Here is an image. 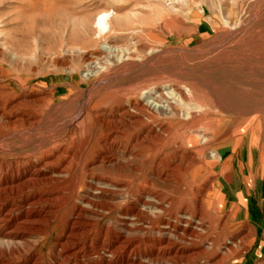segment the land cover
<instances>
[{"label": "rangeland", "instance_id": "rangeland-1", "mask_svg": "<svg viewBox=\"0 0 264 264\" xmlns=\"http://www.w3.org/2000/svg\"><path fill=\"white\" fill-rule=\"evenodd\" d=\"M190 1L203 7L199 20L189 17L188 5L171 15L169 25L173 34L169 43L176 49L185 46V51L176 50L170 61L164 57L158 66L140 69L134 74L137 78L133 75L112 81L91 98L90 104L100 103L107 106L102 109H109L115 99L127 93L126 83L133 78L163 79L168 68L175 86L187 93L175 105L178 117L157 115V122L150 124L156 133L139 145H134L133 138L143 132L145 125L129 123L124 130L117 129V140L110 147V154L123 162L124 169L106 170L93 169L91 160L102 152L100 144L112 125H98L93 114L98 111L87 108L83 117L73 122L77 125L76 132L65 127L80 107L83 92L91 85L81 78L78 68L81 61L71 48L73 45L87 48L92 44V24L86 30L81 27L85 20L93 23L100 10L130 13L132 24L128 25V31H136L140 42H146L148 29L143 22L163 18L162 3L0 0V89L6 85L13 87L22 95L18 101L27 102L23 107L31 113L38 105L28 102L53 93V101L44 109V115L32 125L20 122L8 125L0 121V148L4 149L0 150V167L9 162L24 165L27 159L34 162L42 157L36 151L50 143L69 150L64 159L67 169L60 178L41 183L40 179L32 178L33 188L28 185L23 189L24 184L13 183L0 191L4 202L18 207L24 203L33 205L43 193L47 197L44 200L49 201L39 203L37 208L45 211L47 205L53 204L61 210L56 222L44 223L36 236H28V241L37 244L25 251L24 262L38 254L39 264H52L55 250L59 249L57 244L69 246L70 241L63 242L71 213L76 206L88 204L93 192H97L94 190L101 188L110 192L98 191L94 195L96 204L90 207V219L84 217L87 224L82 225L77 235L82 252L76 254L72 264L98 263L88 252L97 251L101 242L108 247L106 253L98 250L104 256L114 249L126 251L131 239L138 235L134 231L137 219L130 213L134 200L141 207L136 198L147 201L152 193L156 197L154 204L168 210L167 215H152L155 224L163 228L165 220L171 223L172 249L159 251L160 262L183 264L179 258L187 257L191 261L188 264H207L205 256L193 255L208 243L209 237L224 244L243 239L241 246L235 248L238 257H232L226 264H234L236 259L240 264H264V0ZM197 24L198 32L193 33ZM59 60H63V65L54 66ZM72 67L75 72L71 73ZM186 115L190 118L184 120ZM111 117L108 114L109 120ZM115 131L112 129V133ZM10 149L14 150L12 154L5 152ZM218 154L221 157L218 161L211 157ZM191 158L196 162H190ZM153 162L160 165L158 180L152 172ZM88 168L92 169L91 174L87 173ZM41 173L49 174L46 179L55 174L50 170ZM6 182L2 180L1 184ZM240 193L241 202L237 198ZM145 207L148 208L145 212H150L151 206ZM142 217L145 227L148 218ZM182 217L189 219L190 224L184 226ZM78 222L81 224L82 219ZM148 238L161 240L160 235ZM147 253L148 250H136L133 254L141 256L140 260L130 258L121 264H139L137 260L146 264ZM18 263L19 260L12 264Z\"/></svg>", "mask_w": 264, "mask_h": 264}, {"label": "bare ground", "instance_id": "bare-ground-1", "mask_svg": "<svg viewBox=\"0 0 264 264\" xmlns=\"http://www.w3.org/2000/svg\"><path fill=\"white\" fill-rule=\"evenodd\" d=\"M119 1L120 0H113L115 3ZM155 1H160L162 3L165 9V15L161 19L154 18L152 21H149L148 19L144 20L143 24L145 25L146 30L148 29V31L145 32V37L148 41L141 43L139 40L140 37L138 38L136 31H128V25L132 24L128 15L130 13L127 14L113 10H100L95 15V21H93V23H90L89 20H85L81 27L86 30L87 26L92 24V44L87 48H82L79 45H73L71 48V52L76 53L80 58L81 64H79L78 68H81V78L84 79V81H90L91 85L83 92L81 96L83 101L80 107L65 123L66 129L76 132L77 125L73 122L78 118H82L83 113H85L86 109L89 108L98 111V113H93L98 125L105 127L107 125H112L111 128L114 131L116 130L115 133H112V129L111 132L108 130L106 131V139L100 144V150L102 152L100 155L98 154L95 157H92L91 161L93 169H124L123 162L118 161L112 156L113 154H110V147L113 146L117 140V135H115L117 133V129L119 130L123 127L124 130V125L129 123L133 125H145L143 127V132L136 134L133 138L134 145H139L150 134L156 133L155 130L151 128L150 124H155L157 122V115L166 113L169 114L171 118L178 117L175 105L178 102V99H184V94H187L184 88L181 89L179 86H175V81L169 73V68L166 70L167 75L163 79L159 78L160 80L157 78L144 79L142 77L134 79L137 78L134 74H136L140 69L151 68L155 65L158 66L157 64L160 63L162 58L166 57L169 60L171 54L176 50H186L185 46L176 49L169 43V38L173 35L169 29V25L172 21L171 15L180 12L181 7H188V5L189 17L199 20L200 14L204 12L201 3L194 4L190 0ZM198 28L197 24V26L193 29V33H197ZM53 65L62 66L63 60H59L57 62L55 61ZM70 72H75V67H72ZM133 75L135 77L132 82L126 83V85H128L125 86V91H127V93L122 97L115 99L113 104L109 105V109H102L107 106H102L100 103L90 104L91 98L94 97L98 89L102 87L105 88L109 85V83H112V81H116L119 78L123 80L127 76ZM3 88L6 90H3ZM52 96L53 93L51 92L42 98H37L28 102L32 104L37 103L38 105V108L31 113L23 107V105H27V102L24 103L22 100L18 101L19 97H22V95L17 93L13 87L6 85V87L4 86L0 89V98L3 99H0V121L3 120L8 125L15 122H20L25 126L32 125L37 120H40V117L44 115V109L50 104V102L53 101ZM108 114L112 116V120L107 118ZM188 118H190V116H184V120ZM159 127L160 125L157 126V128ZM12 129H16V127H12ZM51 145L52 144L50 143L48 147L38 149L36 152H39V156L42 157L34 160V162H30V160L27 159L25 160L24 165L16 162H9L7 165L1 166L0 191L4 188V186L6 187V185H12L13 183L24 184L23 189H26L28 185H31L30 181L32 178L40 179L39 183L60 178L62 176L61 173L65 170V168L67 169V165L64 166V159L66 160L69 150L64 147L58 148L56 145ZM0 150L4 151L3 148H0ZM13 151L14 150L12 149L5 150L8 154H12ZM129 156H132L131 151ZM211 157L216 161L221 159L219 154ZM189 160L192 163L196 162V159L194 158ZM159 169V163L153 162L152 172L155 173L156 180L159 178ZM45 170H50L55 172V174L46 179L49 174L46 175L41 173ZM91 171L92 169H87L88 174H91ZM2 180H6L8 182L1 184ZM106 182L107 184H110L108 179ZM31 186L33 188L34 185ZM104 187H107V185H104ZM11 191L12 193H17L15 190ZM94 191L97 192H93V196L91 195V199L88 200V204L76 206L71 213L72 217L70 225L66 229V237L63 242L64 244H67L68 241H70L69 246H62L60 243L57 244L59 249L55 250V257L52 258V264H72L71 260L76 257L77 253L79 254V252H82L80 244L78 243L79 240L77 239V235L79 231L83 229L82 225L87 224V222L83 220L84 217L90 219V207L96 204L93 202L94 195H97L98 191L100 193L110 192L109 189L106 190L101 188H96ZM45 198L47 197L41 193L33 205L32 203H24V205L19 207L12 205V203L4 202L3 199L0 198V229H4L6 231L5 233L0 232V264H12L17 260H19L18 264H21L22 261L24 262L25 251H29V248L32 247V245L34 246L37 244L36 241L33 243L28 241V236H36L40 232L44 223L48 225L56 222V215L61 211L59 206L57 207L53 204L47 205V210L45 211L37 208L39 203L49 201L48 199L44 200ZM136 201L141 204V207L135 205L134 200L133 207L130 209V213H133V219H137L136 223H138L134 225V231L138 235L145 234V239L141 238L140 235H137V237L131 239L132 241L130 240L131 242L129 243V247L126 251L123 252V250L114 249L112 252H109L108 256H104L102 253L98 252L100 249H102L103 252L108 248L104 246L103 242L99 243L97 251L89 250L88 252V255H92V257L94 256L98 261L96 264H121L130 258L133 259V261L136 259L140 260L141 256H138L137 258V256L133 254L136 250H142L145 252L148 250L146 264H166L165 262L167 261L160 262L158 260V255L160 250L167 251L170 248L172 249V242L169 236L171 223L169 220H165L163 222V228H158V225L155 224V220H153V216H156L159 213L167 215L168 210L162 206L160 207L154 204V201H156L154 193H152V195L149 194L147 197L148 203L147 201H142L139 197L136 198ZM146 205L151 206V210L148 213L145 212V209H148L145 207ZM103 208L106 209V207ZM234 215L235 211L233 212V216ZM142 216L148 218V225L145 227L142 226V223L145 220ZM81 219L82 223L80 224L78 221ZM124 219L129 220L126 218ZM181 219L184 226H187L189 219L185 217H182ZM192 225L194 228H197V223ZM218 226L222 227L221 225ZM154 235H160L161 240L155 238L154 241L152 238H148L153 237ZM179 239L181 241L183 240L182 237H179ZM206 239L208 243L204 244L203 248L193 256H205L207 264L208 262L209 264H226L232 257L235 256V258H237L238 255H235V248L241 246L240 244L243 240L232 239L228 240L224 244L223 242H219L218 238L207 237ZM159 245L162 246L158 247ZM104 253H106V251H104ZM139 260H137L138 263L142 264ZM40 261V255H31L28 262H24L23 264H39ZM179 262L188 264L191 261H189L187 257H180ZM90 264L95 263L91 262ZM195 264L202 263L196 262ZM234 264H240V260H234Z\"/></svg>", "mask_w": 264, "mask_h": 264}, {"label": "crops", "instance_id": "crops-1", "mask_svg": "<svg viewBox=\"0 0 264 264\" xmlns=\"http://www.w3.org/2000/svg\"><path fill=\"white\" fill-rule=\"evenodd\" d=\"M257 176V175H256ZM243 197V194L242 193H240L238 196H237V198H238V201H240L241 202V200H239V198H242ZM243 201V200H242ZM244 203V202H243ZM241 204L242 206H244V204ZM250 206H251V202H250ZM248 210H249V208H248Z\"/></svg>", "mask_w": 264, "mask_h": 264}]
</instances>
